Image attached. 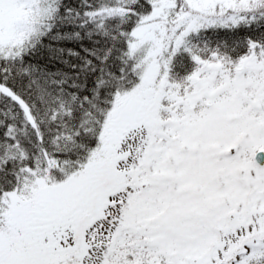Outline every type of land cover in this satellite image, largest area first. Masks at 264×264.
<instances>
[{"label":"snow or ice","instance_id":"6c2138e0","mask_svg":"<svg viewBox=\"0 0 264 264\" xmlns=\"http://www.w3.org/2000/svg\"><path fill=\"white\" fill-rule=\"evenodd\" d=\"M0 264H264V0H0Z\"/></svg>","mask_w":264,"mask_h":264}]
</instances>
